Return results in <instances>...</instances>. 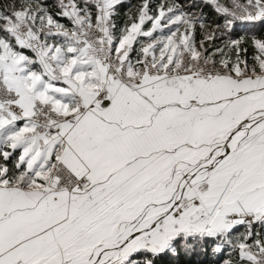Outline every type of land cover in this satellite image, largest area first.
<instances>
[{
    "label": "snow or ice",
    "instance_id": "snow-or-ice-1",
    "mask_svg": "<svg viewBox=\"0 0 264 264\" xmlns=\"http://www.w3.org/2000/svg\"><path fill=\"white\" fill-rule=\"evenodd\" d=\"M0 264H264V0H0Z\"/></svg>",
    "mask_w": 264,
    "mask_h": 264
}]
</instances>
